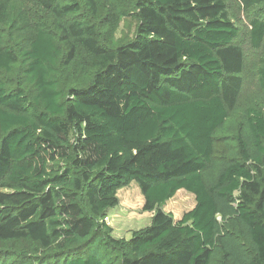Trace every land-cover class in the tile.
<instances>
[{
  "label": "trees",
  "instance_id": "obj_1",
  "mask_svg": "<svg viewBox=\"0 0 264 264\" xmlns=\"http://www.w3.org/2000/svg\"><path fill=\"white\" fill-rule=\"evenodd\" d=\"M239 1L264 51V0ZM28 2L0 0V264H264L263 109L217 159L244 86L225 0ZM132 182L155 214L116 238L103 219Z\"/></svg>",
  "mask_w": 264,
  "mask_h": 264
},
{
  "label": "rangeland",
  "instance_id": "obj_2",
  "mask_svg": "<svg viewBox=\"0 0 264 264\" xmlns=\"http://www.w3.org/2000/svg\"><path fill=\"white\" fill-rule=\"evenodd\" d=\"M15 1L20 6L31 7L28 0ZM225 2L228 6L229 16L239 27V34L235 39V43L244 53V86L238 106L230 113L226 126L217 135L218 160L224 159L225 156L232 153L233 148L230 137L236 133L239 122L244 118L246 109L258 107L264 110V89L260 87L258 78V70L264 62V51L255 48L251 42L250 20L254 9H244L239 0H225ZM31 13L38 14L34 10H31ZM45 18L49 22L52 21L49 16H45ZM137 26L138 20L135 16L124 18L116 33L119 43H126L132 39L137 32ZM58 81L62 87H67L69 84L62 77ZM117 196L119 197V204L107 210L103 221L111 227L112 236L129 239L135 230L151 224L155 211L144 210V196L136 182L121 188ZM195 204L194 194L182 189L172 199L162 205L161 208L175 219H180L186 212L194 208Z\"/></svg>",
  "mask_w": 264,
  "mask_h": 264
}]
</instances>
